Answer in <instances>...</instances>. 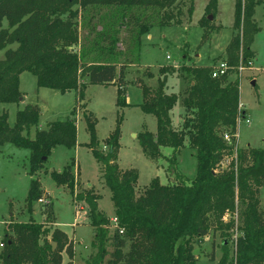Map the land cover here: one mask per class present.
<instances>
[{
	"label": "trees",
	"instance_id": "16d2710c",
	"mask_svg": "<svg viewBox=\"0 0 264 264\" xmlns=\"http://www.w3.org/2000/svg\"><path fill=\"white\" fill-rule=\"evenodd\" d=\"M181 0H0V104H16L24 97L19 91V77L29 73L35 78L37 89H49L64 95L76 94V102L83 99L89 85H113L117 87L116 107H131L124 98V66L115 64H86L82 55L70 49L78 45V27L75 21L78 11L88 7H134L154 8L162 11L160 28L172 23L179 26L182 12L172 15V7ZM260 3L254 0H235L233 26L237 33L225 49L230 66L244 63L253 57L249 49L257 26L251 21L254 8ZM76 8V9H74ZM217 0H209L205 14L212 16ZM193 2L186 10L191 18ZM170 11V12H169ZM242 12L244 14L241 22ZM201 27L213 30L207 17L199 21ZM251 24L242 34L246 24ZM221 29V28H220ZM149 29L142 26L141 35ZM248 44L245 45V40ZM15 45V49H7ZM245 45V46H244ZM211 66H184L182 71L189 76V86L182 100L183 108L190 117L183 121L182 129L171 127L169 113L176 105V95L164 92L166 73L172 69L161 68L163 77L156 89L145 85L141 79L135 81L142 94V102L136 107L156 120V134L143 131L137 135L142 154L157 163H168L166 173L172 178L170 184L161 185L157 178L151 180L140 195L134 188L138 171H121L117 164L121 118L104 139L105 153L98 149L96 137L97 120L91 114H83L89 142L85 147L94 160L101 165L104 186L109 190L114 216L118 227L113 236H108L106 216L99 211V197L93 190H82L75 200L82 201L88 208L90 226L94 230L91 246L96 256L84 264H195L189 239H205L212 230L236 231L233 239L234 258L228 262L223 256L217 264H264V150L239 149L237 147V124L245 112L240 109L239 82L229 84L210 78ZM86 76L88 81L81 82ZM145 77L151 79L152 74ZM40 108L25 105L16 112L12 127L8 115H0V148L10 144L29 152L30 174L42 169L52 149L76 146V125L73 119L49 123L38 129ZM71 116L74 114L71 112ZM35 129L33 139L29 131ZM226 132L225 136L218 132ZM195 151L196 176L187 183L176 168V153L182 147L184 137ZM172 150L164 157L161 148ZM224 157L230 158L229 166L223 168ZM45 158V161H43ZM61 173L51 172L57 188H65L70 195L79 187L71 166ZM45 199V200H43ZM41 203L43 223H10L5 226L0 250L1 264H73L74 242L55 225L50 197L40 190L38 183L30 182L27 195L28 211L31 204ZM230 214L225 224L223 217ZM50 229V230H49ZM221 236L225 239L227 234ZM55 244L52 248L51 244ZM111 252L107 251V245ZM225 247L226 244H223ZM127 251L124 252V249ZM213 262L214 260L211 259Z\"/></svg>",
	"mask_w": 264,
	"mask_h": 264
},
{
	"label": "rangeland",
	"instance_id": "374dc122",
	"mask_svg": "<svg viewBox=\"0 0 264 264\" xmlns=\"http://www.w3.org/2000/svg\"><path fill=\"white\" fill-rule=\"evenodd\" d=\"M193 2V14L189 18L186 10ZM260 4L254 8L251 21L257 26V32L249 45L253 53L252 67L244 69L238 75L232 73L222 81L229 84L238 80L241 109L245 112L244 119L237 124V147L239 149L264 150V0H254ZM209 0H181L172 7V15L178 10L182 12L180 25L170 23L169 27L160 28L162 11L154 8L134 7H88L78 11L75 20L78 27V45L70 49L82 55L86 64H115L124 66V98L132 105L127 108L116 107L117 87L113 85H89L86 87L83 99L76 102V94L68 92L60 95L49 89H37L35 78L29 73L19 77V91L24 94L22 101L16 104H0V115H8V125L13 126L16 112L25 105H37L40 108L38 129L43 130L46 125L53 122L73 119L76 125V146L66 149L57 146L51 150L49 157L41 170L30 174L29 152L18 149L10 144L0 148V243L4 236V229L10 223H43L41 203L33 202L28 211L27 195L32 180L36 181L40 190L51 199L55 225L68 234L74 242L73 264H84L96 256V249L91 246L94 230L90 226L88 208L82 201L75 200L82 190H93L99 197L98 209L108 220V236L115 231L110 220L113 218V208L109 190L104 186L101 176V165L97 163L91 152L85 147L89 142L83 114L91 113L97 120L95 127L96 137L99 141L98 149L106 152L104 139L114 129L116 120L121 118V140L119 142V157L117 163L123 171L135 169L138 171V181L134 192L140 195L151 180L158 177L159 182L170 184L172 176L166 173L168 163L160 160L157 163L147 159L141 152L137 135L143 131L156 133V120L152 115L144 114L137 104L142 102V94L134 86L137 79L151 89H156L158 81L163 77L159 72L161 68L172 69L167 72L165 93L176 95V105L169 113L171 127L175 131L182 129L184 120L190 117V111L183 108L182 100L189 86V76L182 69L184 66L201 65L214 66L217 62L227 60L226 47L232 37L237 33L232 29L235 0H217L214 19L210 21L213 30L201 27L200 20L205 19V7ZM242 7L244 0L242 1ZM76 9V8H74ZM170 12V11H169ZM243 20V12L241 15ZM142 26L149 29L147 35L140 36ZM251 27L246 24L242 34ZM221 28V29H220ZM152 38H147L150 36ZM248 44V39L244 41ZM244 45V46H245ZM9 46L7 49H15ZM169 57V59H166ZM3 59V52L0 53ZM151 73L152 78L145 77ZM86 76L81 82H87ZM255 86L252 87L251 83ZM73 112L74 116H71ZM249 124H246L245 121ZM35 129L29 131V138L33 139ZM219 135L226 132L220 130ZM161 153L168 158L172 154L169 148H161ZM230 158L224 157L222 167L230 164ZM71 166L72 173L79 182L70 195L65 188H57L51 179L50 173H61L66 166ZM176 168L178 173L189 183L196 176L195 151L189 147L188 138L183 139L182 147L176 153ZM166 177V178H164ZM264 190L259 196L262 201ZM45 200V199H43ZM230 214H225L223 221L228 224ZM50 230V229H49ZM227 234L224 238L221 234ZM236 231L212 230L205 239L194 237L189 239L192 254L196 258L195 264H217L221 257L226 256L230 262L234 258L233 239ZM223 244H226L224 247ZM1 250V248H0ZM107 245V251L111 252ZM127 248L124 249V252ZM211 259L214 261L212 262ZM63 264L68 259L63 255ZM1 264V261H0Z\"/></svg>",
	"mask_w": 264,
	"mask_h": 264
},
{
	"label": "built area",
	"instance_id": "2783aa9c",
	"mask_svg": "<svg viewBox=\"0 0 264 264\" xmlns=\"http://www.w3.org/2000/svg\"><path fill=\"white\" fill-rule=\"evenodd\" d=\"M166 59H169V57H166ZM249 67H252L251 60H247L243 63L240 58L238 65L236 66H230L227 60H222V61L217 62L214 66H211L210 78L213 80L223 81L225 79H228V77L232 75V73H234L235 75H238L244 69L249 68ZM240 109H241V105H240ZM242 119H244V117ZM245 122L246 124H249L247 120ZM225 140L228 141V138L226 135H225ZM39 203H42V201H39ZM110 223L114 227L115 230L119 229L118 221L115 218V216L110 220ZM118 233L122 234V230L119 229ZM0 248H2V242L0 243Z\"/></svg>",
	"mask_w": 264,
	"mask_h": 264
},
{
	"label": "crops",
	"instance_id": "0c3cea01",
	"mask_svg": "<svg viewBox=\"0 0 264 264\" xmlns=\"http://www.w3.org/2000/svg\"><path fill=\"white\" fill-rule=\"evenodd\" d=\"M147 38H152L151 37V35L150 36H147ZM201 66V65H200ZM167 94H171V93H167ZM24 101H25V97H24ZM126 104L127 105H130V106H132L129 102H128V100H126ZM141 104V103H140ZM137 105H139V104H137ZM35 133V132H34ZM154 134V133H153ZM156 134V133H155ZM122 136V135H121ZM107 138V137H106ZM120 140H121V137H120ZM120 140H119V142H120ZM119 160H120V157H119V152H118V159H117V163L119 162ZM119 169L121 170V171H123L120 167H119ZM154 178H158L157 176L156 177H154ZM164 178H166V177H164ZM160 184L161 185H166V183H164V182H160ZM101 212V211H100ZM113 217H114V211H113ZM68 235V234H67ZM64 262V261H63Z\"/></svg>",
	"mask_w": 264,
	"mask_h": 264
},
{
	"label": "water",
	"instance_id": "95a60500",
	"mask_svg": "<svg viewBox=\"0 0 264 264\" xmlns=\"http://www.w3.org/2000/svg\"><path fill=\"white\" fill-rule=\"evenodd\" d=\"M207 20H208L209 22L212 21V16H208V17H207ZM251 86L254 87V86H255V83L252 82V83H251ZM20 101H22V99H20ZM43 161H45V158H43ZM51 246H52V248H55V244H54V243H52Z\"/></svg>",
	"mask_w": 264,
	"mask_h": 264
}]
</instances>
